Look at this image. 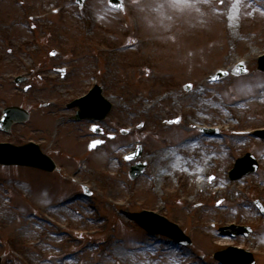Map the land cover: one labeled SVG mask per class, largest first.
<instances>
[{
	"label": "rangeland",
	"instance_id": "374dc122",
	"mask_svg": "<svg viewBox=\"0 0 264 264\" xmlns=\"http://www.w3.org/2000/svg\"><path fill=\"white\" fill-rule=\"evenodd\" d=\"M125 2L116 11L108 0H86L82 8L76 0H0V118L10 105L31 113L10 134L0 131V142L36 140L60 165L54 173L0 167L3 264H220L214 253L231 246L264 264V215L254 203L264 204V139L256 131L264 128V0ZM234 7L241 31L230 42L225 23ZM241 61L248 74L234 75ZM219 70L230 74L211 82ZM19 75L28 77L21 86ZM96 83L114 104L102 125L119 137L89 151V122L71 119L76 109L66 106ZM196 116L200 123L189 126ZM186 140L192 145L174 147ZM138 144L149 166L131 181L125 154ZM161 149L171 154L162 160ZM246 153L260 168L232 181L229 172ZM175 158L182 161L176 171ZM204 165L209 186L196 194L193 180L178 176ZM158 172L167 176L162 190ZM226 185L229 193L214 194ZM144 209L178 224L192 246L150 236L122 213ZM232 224L252 233L225 236L220 228ZM213 238L224 245L213 247Z\"/></svg>",
	"mask_w": 264,
	"mask_h": 264
},
{
	"label": "water",
	"instance_id": "95a60500",
	"mask_svg": "<svg viewBox=\"0 0 264 264\" xmlns=\"http://www.w3.org/2000/svg\"><path fill=\"white\" fill-rule=\"evenodd\" d=\"M116 4V2H114ZM117 6V5H116ZM260 69L264 70V58L260 59ZM244 66H240L237 69L238 74H244ZM227 73L218 74L215 78L220 79L226 76ZM79 106L80 111L78 113L77 119L81 120L84 118L102 120L112 109V104L102 96V89L96 87L87 97L77 100L70 106ZM28 119V114L24 111L14 108L8 109L6 116L1 122V127L6 130H10L12 124L15 121H25ZM97 146V145H96ZM94 148V147H92ZM142 154V147H139L138 151L129 156L132 158H137ZM0 163L3 164H21L28 166H35L42 168L47 171H53L55 165L53 161L41 153L40 148L36 145H28L25 147H13L12 145H2L0 144ZM146 165L138 164L133 168L131 176L132 178L137 177L139 174L143 173ZM258 162L251 155L247 154L244 158L237 161V165L232 172V179H239L246 174L255 172L258 170ZM260 206V205H259ZM131 219L136 220L142 227L147 229L151 234H164L168 235L180 243L190 244V239L184 235V233L179 229L176 224L168 222L164 217H161L155 213L144 211L142 213L128 214ZM246 234H249V230H245ZM234 235V233H231ZM233 253H242L244 251L238 248H230L226 251L216 254V258L223 261L226 264H253V259L250 254H245V258H231ZM1 264V259H0Z\"/></svg>",
	"mask_w": 264,
	"mask_h": 264
},
{
	"label": "bare ground",
	"instance_id": "6f19581e",
	"mask_svg": "<svg viewBox=\"0 0 264 264\" xmlns=\"http://www.w3.org/2000/svg\"><path fill=\"white\" fill-rule=\"evenodd\" d=\"M237 10H239V9H235V7L232 8V10L227 15L228 21L225 23V25H226V28L225 29L226 30H225V33L224 34H225V36L226 35H229V37L232 38V39H230V42H232L233 40L234 41L235 40L236 41L239 40V38H235V37H237V36H235V34L237 33V31L239 33L241 31L240 30V27H239L241 25H240V23L237 21V19L234 16V13H237ZM227 40H228V38H227ZM252 55H253V53L250 54V56H252ZM158 100H161V98H159ZM203 104H204V107H205L204 110H206V106H208V104H206V103H203ZM172 110H175V107L174 106L169 107V111H172ZM198 118L199 117L196 116L195 119H193L192 123H189V126H192V124H194V123H200V120ZM190 145H192V144H190V141L189 140H186V141H184L182 143L176 144L174 147L176 149L184 150V148H186V147H188ZM197 152H198V150L195 149V154H194L193 157H191L192 159H194V157L198 156V153ZM167 154H171V153L169 151L167 152L165 149H161V150H159L157 152V155L159 157H161L162 160L163 159H166L168 157ZM181 163H182V161L180 160V158H175L173 160V163H172L171 167L173 168L174 171H176L179 168L178 166H180ZM208 163H210V161H208ZM200 167L201 168H199V166H198L197 169H195V170H192L191 168H188L187 167L188 169H186L185 171H183V173H181L183 175L178 176L180 178L181 177H183V178L184 177H187V178L197 177V179H198V183L196 184V193L197 194H199L203 190H206L208 188V186H209L207 184V182H206V179H205V175H206V172H207L206 166L204 165V166H200ZM165 175L166 174H163L162 172H158L156 174V180H155L156 190H158V189L159 190H162L163 189V182H164V180L167 177ZM173 175L176 177V172H174ZM213 192H214V194H217L219 196H221V195H223L225 193H229L228 186L226 185L224 187L215 188L213 190ZM193 200H194V196L192 198H190L188 200V202H192ZM211 242H212V246L213 247L224 245L223 241H221V240H219L217 238H213L211 240ZM145 249H147V248H145Z\"/></svg>",
	"mask_w": 264,
	"mask_h": 264
},
{
	"label": "snow or ice",
	"instance_id": "6c2138e0",
	"mask_svg": "<svg viewBox=\"0 0 264 264\" xmlns=\"http://www.w3.org/2000/svg\"><path fill=\"white\" fill-rule=\"evenodd\" d=\"M114 2H116V0H108V3L111 5V4H113ZM220 2L221 3H223V0H220ZM235 2L236 3H239V0H235ZM77 3H80V0H77ZM119 8L120 9H123L124 8V4L122 3V2H120L119 3ZM33 27H34V25H33ZM243 62H241V64H242ZM245 71H247V69H245ZM213 79H216L215 77L213 78ZM186 87H188V88H190V87H192V85L189 83L188 85H186ZM261 87H264V85H261ZM179 121H180V118L179 117H177L174 121H171L170 123H179ZM143 125H140V127H142ZM94 130H95V126H94ZM110 135H114L113 133H110ZM100 143H102V141H99V140H97V141H93V143H92V147H96V145H98V144H100ZM128 158H131V157H128ZM209 179L211 180V179H215V177L213 176V177H209ZM218 203H220V202H218Z\"/></svg>",
	"mask_w": 264,
	"mask_h": 264
}]
</instances>
